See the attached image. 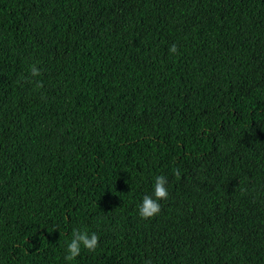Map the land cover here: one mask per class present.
<instances>
[{
	"label": "trees",
	"instance_id": "16d2710c",
	"mask_svg": "<svg viewBox=\"0 0 264 264\" xmlns=\"http://www.w3.org/2000/svg\"><path fill=\"white\" fill-rule=\"evenodd\" d=\"M149 259L264 264V0H0V264Z\"/></svg>",
	"mask_w": 264,
	"mask_h": 264
},
{
	"label": "clouds",
	"instance_id": "9594fccd",
	"mask_svg": "<svg viewBox=\"0 0 264 264\" xmlns=\"http://www.w3.org/2000/svg\"><path fill=\"white\" fill-rule=\"evenodd\" d=\"M170 54H178V49L175 44L171 45L169 48ZM30 76L35 78L41 75L39 68L36 64L30 65L29 68ZM31 82V81H29ZM37 87H42V84L39 81H36ZM174 175L179 178L180 171L177 169ZM167 178L163 175L155 177L153 183V191L151 195H144L142 201L138 207V216L147 220L158 215L161 211L160 201L167 200L169 193L166 187ZM99 235L95 232L89 233L88 231H81L79 229H73L72 238L66 246V255L64 259L66 262L73 261L76 259L81 250L84 249L87 252H95L99 246ZM144 264H152L151 260H145Z\"/></svg>",
	"mask_w": 264,
	"mask_h": 264
},
{
	"label": "bare ground",
	"instance_id": "6f19581e",
	"mask_svg": "<svg viewBox=\"0 0 264 264\" xmlns=\"http://www.w3.org/2000/svg\"><path fill=\"white\" fill-rule=\"evenodd\" d=\"M133 72V71H132Z\"/></svg>",
	"mask_w": 264,
	"mask_h": 264
}]
</instances>
